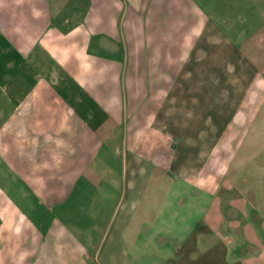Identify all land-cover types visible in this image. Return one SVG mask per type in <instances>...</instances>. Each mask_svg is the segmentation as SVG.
<instances>
[{
    "label": "crops",
    "instance_id": "0c3cea01",
    "mask_svg": "<svg viewBox=\"0 0 264 264\" xmlns=\"http://www.w3.org/2000/svg\"><path fill=\"white\" fill-rule=\"evenodd\" d=\"M0 264H264V0H0Z\"/></svg>",
    "mask_w": 264,
    "mask_h": 264
}]
</instances>
